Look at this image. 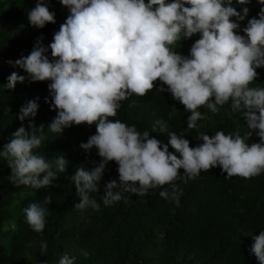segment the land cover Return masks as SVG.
Segmentation results:
<instances>
[{"label":"clouds","instance_id":"1","mask_svg":"<svg viewBox=\"0 0 264 264\" xmlns=\"http://www.w3.org/2000/svg\"><path fill=\"white\" fill-rule=\"evenodd\" d=\"M69 14L45 46L42 38L33 49L9 57L25 75L12 72L7 89L17 82L49 81L45 97L56 115L47 124L51 133H62L73 125H93L96 131L81 142L85 152L95 148L101 158L92 168H76L70 179L80 197L75 208L98 210L91 197L98 192L104 170L110 161L117 165L118 178L103 184L104 205L126 198L124 193L146 195L161 188L159 196L179 202L177 178L187 182L202 170L220 166L226 176L238 175L252 181L264 179V87L250 86L264 67V0L256 16L248 17L251 0H59ZM31 26L43 28L55 23V13L47 0H36L27 12ZM198 35L188 53L176 51V44ZM49 49L50 55H49ZM30 52V53H29ZM29 53V54H28ZM28 54V55H27ZM159 81L158 91L171 93L184 105L187 127L193 129L202 118L198 110L215 113L218 106L231 102L240 111L247 131L214 135L200 132L202 141L190 146L183 133L168 131L167 142L160 133L138 131L135 125L112 120L120 102L135 94L143 96ZM38 97L26 101L17 117H35ZM132 101L130 106L134 105ZM165 131V125L157 120ZM29 129L21 124L0 148V160L11 172L7 179L14 186L33 189L48 187L58 173L67 169L68 160L59 156L48 160L38 149L46 139L45 125ZM151 134V135H150ZM174 149L170 151L169 148ZM183 169V172L180 170ZM169 185V188H163ZM51 198L30 202L23 209L30 228L42 233ZM243 208L251 219L259 218L251 252L252 261L264 264V193H246ZM43 254L47 245L41 242ZM87 256L86 251H82ZM75 257L63 254L58 264H74Z\"/></svg>","mask_w":264,"mask_h":264},{"label":"trees","instance_id":"2","mask_svg":"<svg viewBox=\"0 0 264 264\" xmlns=\"http://www.w3.org/2000/svg\"><path fill=\"white\" fill-rule=\"evenodd\" d=\"M35 3L36 0H0V148L21 124L28 130L31 120L33 127L45 125L46 139L36 151L48 160L64 156L68 165L51 185L41 189L14 186L7 179L10 167L0 166V264H58L65 253L75 257L74 264H258L252 261L256 256L251 252V245L262 223L259 218L251 219L246 215L243 198L246 193H264L262 178L244 189L248 180L238 175L228 177L216 166L202 170L187 182L177 178L173 183L177 185L178 203L160 197L158 193L162 189L157 188L150 189L146 195L124 193L126 200L104 205L103 184L118 178L117 165L110 161L98 192L90 194L100 205L99 209L74 207L80 197L71 175L76 168L90 169L101 159L95 148L85 152L80 147L81 142L95 133V124L73 125L62 133L48 132L47 124L56 115L50 108V98L45 101L49 81L25 80L17 82L14 89L5 86L12 72L25 75L24 70L9 63L8 58L33 49L41 38L47 46L69 14L59 0H47L50 11L55 13V23L36 28L27 19V12ZM249 4L248 17L240 21L242 27L261 7L257 0ZM197 38L198 35H193L177 42L176 51L187 54ZM256 71L259 75L250 86L264 87V67ZM159 84L158 80L154 82L153 88L143 96L133 94L122 100L116 115L110 119L135 125L140 132L160 133L165 143L168 131L183 133L190 146L202 142L196 138L200 132L211 136L218 130L226 134L239 130L241 135L247 131L240 111L235 110L230 101L218 106L215 113L200 106L202 118L195 128L188 129L190 113L171 93L158 91ZM37 97L36 116L20 121L17 117L20 107ZM132 101L135 104L130 106ZM157 120L164 123V132L159 125L153 131ZM169 150L174 151L171 147ZM23 191L28 193L21 196ZM46 196L51 198L49 214L42 233H37L27 224L23 209L30 202L43 201ZM41 242L47 245L43 254ZM82 251L88 255L84 256Z\"/></svg>","mask_w":264,"mask_h":264},{"label":"rangeland","instance_id":"3","mask_svg":"<svg viewBox=\"0 0 264 264\" xmlns=\"http://www.w3.org/2000/svg\"><path fill=\"white\" fill-rule=\"evenodd\" d=\"M2 147H3V146H2ZM2 147H1V148H2ZM0 166H1V167H4V166H8V165H7V162H6V161L1 160V161H0ZM22 193H23V194H22ZM22 193H21V196L26 195V194L28 193V191H23Z\"/></svg>","mask_w":264,"mask_h":264},{"label":"bare ground","instance_id":"4","mask_svg":"<svg viewBox=\"0 0 264 264\" xmlns=\"http://www.w3.org/2000/svg\"><path fill=\"white\" fill-rule=\"evenodd\" d=\"M222 116H225V115H222Z\"/></svg>","mask_w":264,"mask_h":264},{"label":"water","instance_id":"5","mask_svg":"<svg viewBox=\"0 0 264 264\" xmlns=\"http://www.w3.org/2000/svg\"><path fill=\"white\" fill-rule=\"evenodd\" d=\"M29 53H30V52H29ZM29 53H28V54H29ZM28 54H27V55H28Z\"/></svg>","mask_w":264,"mask_h":264}]
</instances>
